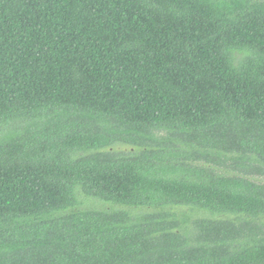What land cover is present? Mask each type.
<instances>
[{"label":"trees","instance_id":"1","mask_svg":"<svg viewBox=\"0 0 264 264\" xmlns=\"http://www.w3.org/2000/svg\"><path fill=\"white\" fill-rule=\"evenodd\" d=\"M0 264H264V0H0Z\"/></svg>","mask_w":264,"mask_h":264},{"label":"rangeland","instance_id":"2","mask_svg":"<svg viewBox=\"0 0 264 264\" xmlns=\"http://www.w3.org/2000/svg\"><path fill=\"white\" fill-rule=\"evenodd\" d=\"M99 205H102V204H99Z\"/></svg>","mask_w":264,"mask_h":264}]
</instances>
